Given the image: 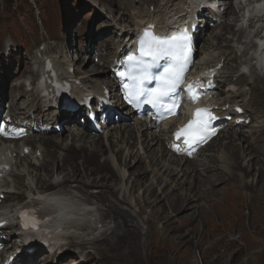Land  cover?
Wrapping results in <instances>:
<instances>
[{
    "label": "rangeland",
    "instance_id": "374dc122",
    "mask_svg": "<svg viewBox=\"0 0 264 264\" xmlns=\"http://www.w3.org/2000/svg\"><path fill=\"white\" fill-rule=\"evenodd\" d=\"M161 1L162 0H99L98 3L101 4V6L105 9L104 13L108 17H98L96 16L97 12L94 11V13L96 14L93 19V17L90 18L89 12L87 11V6H90V2L88 0H83L81 2H77V0H74L72 5L74 6L75 10V19L68 18L66 22L68 23L67 29L65 25L64 34L65 36H67L69 41L67 48L71 51L78 52L81 45L83 44V32L85 31V33H88L89 31L90 35L95 37L92 41L94 46L106 44L108 45L109 49L114 52L118 42L121 40H125L127 35L130 34L129 29L133 25H135V22L133 23L129 16V11L134 10L138 14H146L147 7L150 4H157ZM227 1H229L234 8L233 11H231V14L239 19L242 18L243 13L239 9V7H237L234 0ZM171 2L173 3V9H181L183 3H181L180 0H171ZM54 3L56 4L57 0H55ZM222 10L223 7H219L217 10V26L215 28H209L205 34L200 36V39L205 42V44H203L205 50H207L210 46L220 47L223 50L224 55L230 53V56L228 57L229 60H232V58H236V60L230 61L227 68L222 72L223 76H227L230 72L233 73L230 77H227L226 82L222 86L221 97L223 99H230L232 103H237L244 106L246 100L241 94V88H245V84L247 83V81L240 82L237 79L238 75L241 74L240 57L238 58L234 53V49L236 48L238 43L236 41V38H234L229 31H221L220 26L224 24H230V27L234 32H237V28H234L235 21L232 17H229V20L226 17L220 18L221 16L219 15V13ZM62 13L63 12L61 10L58 15V21L61 20ZM69 15L70 17L73 16L68 12V16ZM122 15L126 18V20H118ZM20 19L27 23L26 18L21 17ZM1 23L7 22L5 19H0V24ZM52 27L53 25L49 26L50 29ZM44 29L47 30V28H43V25L38 22L37 29L35 26H33L32 30L28 32L24 39L19 36L18 30L14 29L12 32L14 33L16 38L21 41L20 44L23 46V50L18 55L12 56L9 63L2 62L0 67V73L2 72V69H4V83L6 82L7 85H11V92H9L8 87L0 84V96L4 94L3 102L0 103V106H2L5 112L8 113V115L0 118V128L7 126L13 128L16 131L17 129H22L23 131L18 132V134L21 137L20 139H22L23 141L26 140V137H35L37 134L41 135L42 132L40 131L43 129L51 130L48 136L54 135L58 132L56 128L57 122L60 120V118L57 117L54 121L46 120L45 114L40 109L34 98L25 100L24 104H20L17 101L18 97H14L20 95H17L16 93L18 84L13 80L20 75L21 69L31 67V58L29 57V55L31 54L29 48L32 46L36 47V44L40 41H50L51 39L50 37L47 39L45 38V34H43ZM122 29L127 30V32H122ZM217 35H219L220 37L217 38ZM3 36L0 44L3 42ZM52 38L54 40H58L61 39V36L54 34L52 35ZM216 44L217 46H215ZM33 51L34 49L31 50L32 53ZM251 54H253L252 50L248 52L247 58H249ZM85 56L86 55H83V57L81 58H84ZM201 56L202 54L199 52L196 58V62H198ZM108 59L109 58H106L104 61H107ZM7 65L12 66L5 69ZM14 67L15 69L13 70ZM89 70L91 71L89 73L91 77L97 75L92 73L101 74L103 71V69H101L99 65H91ZM102 78L105 79L104 81H106L111 87V94L113 95L112 97L118 98V96H115L117 95L116 91L113 90V84L110 78L109 70L108 75L102 76ZM221 82H223V78H221ZM233 85H235L238 89L237 94L229 93V89ZM249 89H255L256 94L260 92L258 90V86L254 83L251 84ZM24 105H26L25 108H23ZM19 106H21V108ZM125 110L126 109L123 110V113ZM9 117H11V119H9ZM131 117L132 115L129 116V118ZM9 121L10 124H7V122ZM138 121H135V123H138ZM85 122V117L79 115L78 117H76L75 121L71 122L70 124H76L77 126L82 127V129H84L86 131V134L88 135L95 134L97 136H100L102 141L103 134L98 133L92 125L85 126ZM98 122L102 121L98 120ZM104 123L107 125V127H110L111 125L120 126L122 122L117 121V119L115 118L108 117L104 121ZM135 123L131 118L128 122V125L130 127H133ZM29 126H33V128H35V131L27 129ZM261 126L258 131L255 130L253 133H248L249 137L245 138L246 144L253 143L257 138L262 142L258 159L256 158L252 160L249 164L246 163L247 159H243L242 161H240L239 158H237L238 165L237 167H235L237 168V171L233 173L235 175V178L231 177L234 179H231L230 176L226 174L228 170L229 174L232 173L231 167L221 166L220 169L223 172L219 176V181H217L216 171L214 172L215 174H213L212 170L211 173L209 171V174H212L210 175L212 176V178H209L212 180L211 182L213 185H211L210 183H206V179L203 180V182H200V180L195 185L194 189L193 185H191L192 191L189 190V186L183 188L181 181L178 185L175 186L177 188L171 189V187L169 189L166 185V187L169 189L168 191L171 193L170 195L172 196L175 195L176 197H184V193L186 192L187 195H190L191 197V202L189 205L190 209L186 210L178 216L181 217L180 224L178 222L179 220L177 222L174 221L173 223H171V226L168 224V221L171 218L173 219L175 214V211H171L168 209L167 200L170 198V196H168V198H166V196L162 197L167 199L166 206L163 211H160L158 208H154L152 206L154 204L153 197H155L156 194L162 196L161 188H163L165 181H163L161 179L162 177L160 176L159 186L155 185V187H153L152 189L150 188L146 192L143 191L142 207L150 206L152 207V209L156 210V212L148 216L144 223L146 233L142 237H139L138 235L137 238H134L133 233L135 230L133 228L136 226V229L139 232V225L136 221V218L131 215V217L134 218L133 221H131V218L126 219V230L129 232L133 231L130 235L131 238L128 237L127 233H122L119 229H117L116 237L113 241L109 236L106 241H100L97 243H101L104 246L103 250L99 249L98 255L105 254L109 257L106 259V263L104 264H264V132H261ZM137 130H139L138 143H141V136L143 135L144 129L138 128ZM109 132L113 133L112 130H109ZM67 134L68 133L64 131L61 132V138H59V141H61L62 137H65ZM146 135L148 137L150 136L148 134ZM222 135H225L224 129ZM41 138H43L42 135L40 137V141L42 142L43 140ZM68 140L70 139L67 138L61 141L62 144L64 143V147L67 146ZM93 141L95 140H92V137L88 138V140L86 138L85 140H80V143H74L72 147H87L88 149H91ZM216 141L217 142L214 146H210L207 149V155H213L215 157L220 152V149L224 147L229 140L223 137ZM230 141L236 144L238 148L244 149L243 141H237V138L234 140L230 139ZM44 143L45 145H49L46 142ZM99 149L103 150L104 152L101 156H107V159L112 157L109 156L108 158L107 154V151L110 150V147L104 145L103 148L101 146ZM225 150L229 152V155H226L224 153L225 151L222 152V161H234L236 155L234 153L235 149L230 146ZM81 154L83 153H80V155ZM84 155L86 154L84 153ZM71 156L72 157L65 163V166L63 167L65 168L62 170L63 174L59 175L62 177H60L61 179H64V174H67L68 176H73L74 174L84 175L79 172L83 173V168H81V166H84L85 164L83 162L80 164L76 163L77 156ZM251 156L252 155H249L248 157ZM130 160L131 159H129V161ZM216 162L219 163L217 160H214L213 164ZM94 163L96 164V166H101L104 165L105 162L101 165L97 164L96 161ZM77 165H79L78 168ZM145 166L137 163L135 166L136 168H130V171H138V173L144 171L146 175L144 174V176L140 178L141 181L153 179L155 178L154 176H158L160 174L156 168L150 166L148 168L153 169V176L149 173L148 174L150 176H148V168L146 169ZM140 167L145 168V170H140ZM216 168H219V165ZM88 169L93 172V177L105 173L100 170L96 171L93 166L88 167ZM243 169L249 171V176L247 178L240 177L239 172ZM154 171L156 175L154 174ZM45 172L47 173V175L48 173L50 174L49 177L52 180L54 177V172L52 171V169L46 170ZM188 177L194 176L192 174H188ZM242 183L243 185L244 183H247V185L253 184L254 186H243ZM210 186H213L212 190L205 191L206 189H208V187L210 188ZM140 187H144V185H137V187H133V193L129 195L128 192V196H126V198L131 201L135 199V195L139 194L142 190ZM178 189L180 190V192H178ZM86 190L89 193V191L93 192L98 189ZM187 190L189 193L187 192ZM217 190H219V192H217ZM121 196L123 197V195ZM110 198L114 201L121 200L117 199L116 194L114 197L110 196ZM195 200H197V203H195ZM95 203H97V206L100 208H103L104 206V204H100L96 201ZM107 204L108 203L105 202V206ZM126 204L127 203L121 204L119 207L121 208V206ZM115 217L117 221H115L114 219L111 220V218H107L110 220V223L108 225H110L111 227L114 226V221L121 223V219H118L117 216ZM155 224L157 225L156 229L154 228ZM7 238H9V236H7ZM93 260L95 261L97 259L93 257L92 259H89L86 264H98V262H94ZM70 261H73L76 264H80L75 256Z\"/></svg>",
    "mask_w": 264,
    "mask_h": 264
},
{
    "label": "bare ground",
    "instance_id": "6f19581e",
    "mask_svg": "<svg viewBox=\"0 0 264 264\" xmlns=\"http://www.w3.org/2000/svg\"><path fill=\"white\" fill-rule=\"evenodd\" d=\"M223 5L229 6L227 9L226 15L228 17L233 18V20L235 21V27H237L241 23L242 19L234 17L233 14H231V11H233V9L229 3L223 2ZM250 7H251V5H250ZM244 8L245 7L239 8L243 12V14H244ZM251 10L253 12L252 7H251ZM245 13H247L248 15L251 14V13H249V10L245 11ZM216 19L217 18L215 16H212L210 22L209 23L206 22L207 23L206 29H208L209 27H215L216 26V23H215ZM118 20H125V17L121 16ZM142 21L143 20H140L139 24L136 27L129 29L130 34L127 35V38L125 40H121L118 42L114 53L112 54L110 59L105 63V66H103V64L99 65V67L101 69H103L102 76L108 75L107 69L112 65V62L114 60L120 59L122 54H124V55L130 54L131 51L134 49V43H135V40L138 36V30H139V27L141 25L140 22H142ZM175 26H177V23L175 24ZM251 28L253 29L254 27L251 26ZM220 29H221V31H231V28L227 25L221 26ZM245 31L246 30H242V32L239 31L238 34H235V37L237 36L238 41H239L238 45H243L244 42H242V41L248 40V36H245V35H249V33H247V34L243 33ZM249 47L252 48V45L249 44L247 46V48H249ZM209 49H215V50L211 54H208L207 50L205 52H202V57H204L208 60H214L218 54H220V53L223 54V51L220 48H213V46H212ZM118 51H120V53H117ZM199 52H201V50H199ZM243 57H244V54H243ZM200 60H202V59H200ZM232 60H235V59H232ZM232 60L227 61V66L229 65V62ZM195 61H196V59H194L193 62H195ZM76 65H78V60H76V63L74 64V66H76ZM193 65L191 66L192 68H193ZM86 71L88 73L91 72L89 69ZM97 75H100V74L97 73ZM230 76H231V73L228 74V77H230ZM248 79L253 80L258 86L264 87V75L259 76L255 73L254 70H251L249 73V76L239 77L240 81H246ZM109 88L111 89V87H109ZM234 90L235 89L232 88L231 92L233 93ZM120 95H121L120 93L119 94L117 93V95H115V96H120ZM115 102H116V100H115ZM117 102L119 103L118 104L119 107L124 108V105L121 104L119 100ZM130 114H131V112H130ZM254 123L255 124H254V126H252V128H256V129L258 128V126H260L262 124V122H258V121H254ZM85 125H88V122H86ZM143 127L145 128V130L143 132V135L141 136V139H142L141 140V146L143 147V155L147 159L146 163H145L143 156H141L139 153L133 154V152L131 151L132 149H134L136 147V144L138 143V140H139V130H137V129L138 128L140 129ZM152 128H153L152 126H145V125L138 124V123L134 124L133 127H130L128 124H126L124 122L121 123L120 126L118 127V132L115 134V135H117L115 137V139H116V142L122 141V143L119 144L116 149H114V146L111 143L109 144L111 152H109L108 154H109V156H112V157L109 158L110 160L106 159L104 165H101V166H96V164L94 163L96 157L103 155V150H100L99 148L101 146L103 147V145L106 143V142H103L104 144L102 143L100 136H97L95 134L88 135V134H86V131L84 129H82L79 126L76 127V125H74V124L65 125V126H63V131L68 133V134L65 137H62L61 141L69 138L70 142L67 146L64 147V146H62L61 141H59V138H61V132L58 131L56 134L48 136L51 132L50 129H48V130L43 129L40 131V132H42L41 135L43 137L41 139L44 142L48 143L54 150L59 149L60 155H59V157H53L51 159L50 163L42 165L41 169H33L32 175L34 176V179L36 180V182L38 184H40L42 182L41 178L44 175L46 178L50 179V177H49L50 174L48 173V175H47V173L45 172L46 170L52 169V171L54 172V176L63 174L62 170L65 169V168H63L65 166V163L67 161H69V159L72 157V156L68 157L67 154L71 151L72 148H75V147H72V145H74V143H77V142L80 143V140H85L86 138L88 140V138H90V137H92V140H95V141H93V144L91 145L92 146L91 149H88L87 147H79V148L77 147L80 153H83V154L88 153L90 155L89 160L80 161V163L83 162L85 165L83 164L84 166H81V168H83V173L82 172H79V173L84 174V175L74 174L73 176H68L67 174H64L65 175V177H63L64 179H61L62 183L65 185L66 184L74 185L75 190L78 193H80L82 196H84V197H82L83 198L82 202L85 203L89 207H86L85 205L78 204L77 201L74 202L71 200L70 201H63V202H51L48 199H44V198H38L37 199L39 201V203H41V204L45 205V207H47L45 215L50 218L49 219L50 223H52L53 225L63 226L64 227L63 233H67L68 231L74 230L75 232H77L79 234L78 236L72 235L71 237H68L65 240L66 245L65 246H63V245L59 246V247H62V248L64 247V248L62 249L61 255L57 257L58 262L63 263V262H65L66 259L71 260L73 258L72 251L70 250L71 248H75L77 250V249H81V247H84L85 245L96 246L98 242L106 241L109 236L111 237V239L113 241L116 237V230L117 229H119L122 233H127L128 237L131 238L130 235L133 231L129 232L126 230V224H127L126 219L131 218V221H133L134 218L131 217V214L124 211L119 206L121 204L127 203V199L125 198V196L128 194V192H129V194H131L133 192V190H134L133 187H135V186L137 187V185H144L143 191L146 192L150 188L152 189L153 187H155V185L159 186L160 185L159 177L160 176L162 177L161 179L163 181H165L163 188H161L162 189V191H161L162 196H159L156 194V196L153 197L154 198V204L152 202V204H153L152 206L154 208H158L160 211H163V209L166 206V200L167 199L162 198V197L166 196V198H168V196H170V198L167 200L168 209L171 211H175L174 212L175 213L174 218L173 219L171 218L169 220V225H170L174 221H178V220L181 221V217H178V216L180 214H182L183 212H185L186 210L190 209L189 205L191 202V197H190V195H187L186 192L184 193V195H185L184 197H181V196L176 197L175 195H173V196L170 195L171 193L168 190L171 187H172L171 189L177 188L175 186L178 185L181 181L183 188L189 186V190L192 191L191 185H193V189H194L195 185L200 180H201L200 182H203V180H205V179H206V183H210L211 185H213L211 182L212 180L210 179V178H212V176H210L212 174H209V171L211 173V170H212L213 174H215L214 172L216 171L217 181H219L218 180L220 178L219 176L223 172L220 169L221 166L231 167L232 173L229 174L228 173L229 170H228L227 174H229L231 177H234L235 175L233 173L235 171H237V168H235V167H237V165H238L237 158H239L240 161H242L243 159H247L246 163L250 164L252 160H254L256 158L258 159V155L261 151L262 143L259 139H256L254 141V143H252V144H246L244 149L237 148V147L233 146L232 142L229 141L226 143V147L231 146L235 149V152H234L236 154L235 159H234V161L231 160V161L223 162L221 154H222V152L225 151L226 148H222L221 149L222 152H220L217 155L218 157H214L213 155H204L205 150L199 151L195 155H190V154L186 153L180 147H176V146L168 144V145H170L171 153L174 155H177V156L179 155L181 158L180 161L178 160L179 162L175 163V161H173V160L170 161V159L165 160V155L163 154V152L158 156V151L156 150L155 146L156 145L160 146L163 142H169L170 138L164 132H158L157 134H154V135H151L150 137H148L146 134L149 131H151ZM230 128L231 127L227 128V129H230ZM0 129H3L7 132V135L0 134V144H5L8 142L9 139H13V138L18 136V131L14 130L11 127L4 126ZM87 129H89V128H87ZM95 129H99V126H95ZM56 130H58V128H56ZM44 136H46V137H44ZM104 139L109 140V137L107 134L104 135ZM242 140L244 142L246 141L243 138H242ZM215 143L216 142L214 141L213 145H215ZM123 145L125 146V148H123ZM126 148H127V150H126ZM125 150H126L127 154H126V156H123V153L125 152ZM129 151H131L132 153ZM53 152H55V151H53ZM237 155H239V156H237ZM249 155H252V156L248 157ZM134 156L137 159L135 160L134 164H130L129 159H132ZM197 156L200 157V159H194ZM214 160H217L219 162L217 164H214L215 167L213 166ZM161 161H164V163H162ZM180 162H183V165H182V168H180L179 170L172 166L173 164H175L177 167H179ZM137 163H140V165H142V166L147 165V166H145L146 169L150 166H153L154 168H156L159 171L160 174L158 176H154L155 178H153V179H148L147 181H143V180L141 181L140 178H142L144 176V174H145L144 171L143 172L141 171V173H138V171L137 172L130 171V168H134ZM218 165H219V168H216ZM91 166H93L96 171L100 170V171H103L105 173L100 174L99 176L93 177V175H92L93 172L90 169H88V167H91ZM78 167H79V165H77V168ZM145 168L140 167V170H142V169L145 170ZM72 169H73V167H72ZM123 170H124V172H128L127 178H126L125 174L123 173ZM39 172H41L42 174H39ZM59 172H61V173H59ZM148 173L152 175L153 169L148 168L147 175L150 176ZM154 174H155V171H154ZM188 174H192L194 177H188ZM239 174H240L241 178L242 177L247 178L249 176V171L246 169H243L239 172ZM116 181H117V183H116ZM144 182H145V184H144ZM247 183L246 184L244 183V185L242 183V185L248 186V187L254 186L253 184L247 185ZM17 185H18V187H21L22 189L26 188L25 184L22 181L20 183H18ZM166 185L168 186L169 189L166 187ZM212 188H213V186L212 187L210 186V188L208 187V189H206L205 191H208V190L210 191V190H212ZM86 189H98V190H96V193L94 194V193H90V192L88 193ZM173 191H176V190H173ZM178 192H180L179 189H178ZM187 192H188V190H187ZM217 192H219V190H217ZM119 193L124 194L123 198L120 201H118V200L114 201L113 199L110 198V196L114 197L115 194L118 195ZM213 194H215V193H213ZM11 200H13V199H11ZM95 201L100 203V204H104L103 208L98 207L97 203H95ZM150 201H149V203H150ZM105 202L108 203L106 206H105ZM195 203H197V200H195ZM145 205H147V204H145ZM13 208L14 207H4V206L0 207V215L16 217L18 215V211L13 210ZM115 216H117L118 219H121V223L115 222V221H117ZM96 217H98L99 219L100 218L103 219V221L100 222L99 226H97V222H94L93 224H91V221L95 220ZM107 218H111V220H113V219L115 220L113 222L114 223L113 227H111L108 224H105L104 220ZM102 229H109L110 231H109L108 235L106 233L103 234L101 240L88 241V240L82 238V235H89V234L95 233L97 231L99 232ZM133 229L135 230L134 231L135 235L133 233V236H134V238H137V236L140 234H139L138 230L136 229V226ZM147 231H148V229H147ZM6 234H9V233L4 232L1 235H6ZM16 238H17L16 235H12L11 238H9L7 240V242L9 241L8 244H10L12 242L13 244H15L17 246L16 240H15ZM39 243H40V239L38 238L36 240V245H39ZM16 248L18 249V247H16ZM3 249H4V247H0V252ZM98 251H99V249L96 250L97 255H98ZM15 255H17V254H15ZM14 258L17 259L18 257L14 256ZM92 258L93 257H90L89 259H92ZM17 260H19V259H17ZM67 260H66V262H67ZM94 262H98V261L95 260Z\"/></svg>",
    "mask_w": 264,
    "mask_h": 264
},
{
    "label": "clouds",
    "instance_id": "9594fccd",
    "mask_svg": "<svg viewBox=\"0 0 264 264\" xmlns=\"http://www.w3.org/2000/svg\"><path fill=\"white\" fill-rule=\"evenodd\" d=\"M37 69L38 67H35L33 72H36ZM33 72L30 74L20 73V75L13 80L18 84L16 93L17 95H20L14 97H18L17 101L20 104H24L25 100L34 98L40 107V105L49 101L52 96L41 95L37 91L33 92V82H37L38 80L37 78H33ZM4 77V69H2V72L0 73V84L8 87L9 92H11V85H7L6 82L4 83ZM25 84L30 89L27 90ZM3 98L4 94L0 96V103L3 102ZM19 107L21 108V106ZM25 107L26 105H24L23 108ZM40 109L45 115L48 114L47 109H42L41 107ZM5 115H8V113H6L3 107L0 106V118ZM80 115L84 116L83 114ZM78 116L79 115L74 116L72 122L75 121ZM9 119H11V117H9ZM66 123V125H72L70 124V121ZM76 127L78 126L76 125ZM103 130L109 132L111 127H106ZM17 131L22 132L20 129H17ZM59 132H63V130H60ZM97 132L101 134L100 127ZM40 137L41 135L37 134L35 137H26V140L23 141L18 134L17 137L9 139L7 143L0 144V207H14L13 210L18 211L16 217L5 216L6 226L4 229H0V247H4L0 252L1 261L3 262L0 264H61L58 262L57 257L61 255L64 247L62 248L59 246H65V240L68 237H71L74 233V230L63 233V226L50 223V218L45 215L47 207L39 203L37 200L38 198H44L51 202L70 200L75 202L81 196V194L75 190L74 185L63 184L59 175H55L52 180L42 175V182L40 184L36 182L32 175L33 169H41L42 165L50 163L53 157H59L60 155L59 149L54 150L50 145H45L44 141H40ZM102 141L106 142L103 144L109 147L110 143L113 145L115 136L109 137V140L102 138ZM69 142L70 140H68V144ZM63 145L64 143L62 146ZM114 149H116V147ZM109 152H111V150L107 151V154ZM71 155L77 156L76 163L78 164H80V160L87 161L90 159L88 153L86 155H80L77 146L67 154L68 157H71ZM106 159L107 158L104 156H98L95 161L98 164L100 163V160L104 162ZM39 174L42 173L39 172ZM21 181L25 184L26 188L22 189L21 187H18L17 184ZM24 214L34 216L38 221V224L34 229H25L23 227ZM1 223L2 222H0V224ZM44 225L50 228L46 231ZM4 232H8L9 234L1 235ZM12 235L17 236L15 239L17 246L12 242L10 244H8L9 241L7 242ZM7 236H9V238H7ZM38 238L40 239V243L39 245H36V240ZM16 247H18V249ZM70 250L72 251V256L74 255L76 259L79 260L76 249L71 248ZM77 250L80 251L79 249ZM14 256H17V259L19 260L14 258ZM65 262L62 264H65ZM66 264L76 263L67 260Z\"/></svg>",
    "mask_w": 264,
    "mask_h": 264
},
{
    "label": "snow or ice",
    "instance_id": "6c2138e0",
    "mask_svg": "<svg viewBox=\"0 0 264 264\" xmlns=\"http://www.w3.org/2000/svg\"><path fill=\"white\" fill-rule=\"evenodd\" d=\"M191 46V37L185 30L171 37L156 36L152 31L146 30L140 40V56L129 57L131 69L126 74L120 72L121 77L132 81L130 87V100H140L147 97V102L156 108L157 111H166L174 114L177 107L176 96L183 83L184 74L188 70L190 63L188 52ZM166 61L163 65V72L154 76L153 68L161 67L160 62ZM156 80L155 88H148L146 85ZM199 80L193 81L184 89L194 103L199 98ZM171 101V106L166 102ZM239 111V109H238ZM216 119L210 114L207 108H197L194 111L193 119L183 128H178L173 134L177 140L183 137V144L188 148H193L206 141L212 132L209 129V122ZM0 134L7 135V132L0 129ZM23 227L34 229L38 221L34 216L24 214Z\"/></svg>",
    "mask_w": 264,
    "mask_h": 264
},
{
    "label": "trees",
    "instance_id": "16d2710c",
    "mask_svg": "<svg viewBox=\"0 0 264 264\" xmlns=\"http://www.w3.org/2000/svg\"><path fill=\"white\" fill-rule=\"evenodd\" d=\"M27 0H0V18L8 19V16H5L6 10L9 11L10 8H13L18 5V7H22ZM28 15L31 14V11L28 10L26 12Z\"/></svg>",
    "mask_w": 264,
    "mask_h": 264
}]
</instances>
